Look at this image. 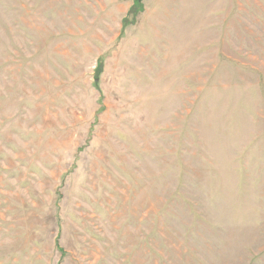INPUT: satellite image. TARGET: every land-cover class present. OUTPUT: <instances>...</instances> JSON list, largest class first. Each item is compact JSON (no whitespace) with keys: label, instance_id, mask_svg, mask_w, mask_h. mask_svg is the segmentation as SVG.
I'll return each mask as SVG.
<instances>
[{"label":"rangeland","instance_id":"374dc122","mask_svg":"<svg viewBox=\"0 0 264 264\" xmlns=\"http://www.w3.org/2000/svg\"><path fill=\"white\" fill-rule=\"evenodd\" d=\"M137 8L0 0V264H264V0Z\"/></svg>","mask_w":264,"mask_h":264},{"label":"trees","instance_id":"16d2710c","mask_svg":"<svg viewBox=\"0 0 264 264\" xmlns=\"http://www.w3.org/2000/svg\"><path fill=\"white\" fill-rule=\"evenodd\" d=\"M141 1H142V0H133V4H134V5L137 4L138 8H137V9H131V13H132V15H135L138 11H140ZM139 4H140V5H139ZM101 65H102V63H101V61H99L98 64H97V66H96V72H97V73L100 72V70H101ZM96 85H97V84H96Z\"/></svg>","mask_w":264,"mask_h":264}]
</instances>
